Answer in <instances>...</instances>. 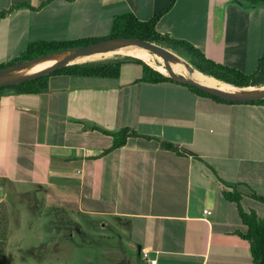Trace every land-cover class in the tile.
I'll return each mask as SVG.
<instances>
[{
    "label": "crops",
    "instance_id": "obj_1",
    "mask_svg": "<svg viewBox=\"0 0 264 264\" xmlns=\"http://www.w3.org/2000/svg\"><path fill=\"white\" fill-rule=\"evenodd\" d=\"M169 1L19 7L0 20V64L33 42L107 37L115 16L146 21ZM21 3L40 4L0 0V10ZM155 29L244 74L264 54L263 3L175 0ZM141 77L140 65L124 63L118 78L52 74L38 93L0 95V203L9 229L14 218H35L47 240L85 228L101 264H253L239 235L247 227L220 180L243 194V211L263 216L264 206L249 196L264 197V106L219 103ZM95 128H130L152 140L129 138L104 154L112 139Z\"/></svg>",
    "mask_w": 264,
    "mask_h": 264
},
{
    "label": "trees",
    "instance_id": "obj_2",
    "mask_svg": "<svg viewBox=\"0 0 264 264\" xmlns=\"http://www.w3.org/2000/svg\"><path fill=\"white\" fill-rule=\"evenodd\" d=\"M51 1L53 0H39L40 4L36 8L21 3L14 5L8 9H2L0 10V20L5 18L13 10L19 7L24 6L28 7L31 10H37L39 7H42L50 3ZM243 1L251 4H264V0ZM174 2L175 0H170L168 5L163 10L157 12L154 16H152L146 21H141L130 13L115 16L111 23L110 34L105 38H85L72 41H37L30 43L27 45L25 51L22 54L5 64H0V69H4L9 66L16 65L22 62H27L37 58L42 59L41 57H48V55L51 54H57L64 51L73 50L79 47L96 43L100 40L120 37L136 38L148 42L167 45L171 48L180 47L192 57V62L190 64L193 66H191L193 69H196V71L205 74L209 77H212L220 82H223L231 87H236L239 89L253 84L264 85V54L258 59L255 71L251 74H244L234 68H229L227 66L207 60L198 49L194 48L191 44L186 41L176 40L170 37L169 35L158 33L155 29L157 22L162 17V15L172 7ZM124 63H135L141 66L142 77L137 82H147L154 84L162 82H173L187 87L190 91H192L198 96L209 98L219 103L264 106V99L250 102L226 101L212 96L208 93H205L194 86L175 82L169 76L150 67L140 58H124L121 60L115 59L101 62H86L81 64L66 65L50 72L46 76L36 77L34 79L27 80L14 85L1 86L0 95L8 91H14L18 93H38L40 89L45 87L44 78L52 74L67 76L118 78L121 65H123ZM95 130L106 136L111 137L112 139L111 146L103 151L104 154L122 147L129 138L140 137L143 139L152 140V138L150 137L140 136L137 132L130 128H122L117 132H108L99 128H95ZM160 145L162 149L170 150L179 154L190 155L188 154V152L179 151L173 144L167 142H160ZM220 182L226 188L222 191L223 198L228 202L236 204L239 217L242 223L247 227L245 234L239 233V235L243 239L247 240L250 244L252 263L264 264V212L262 217H258L253 211H243L240 205V201L243 197V194L238 192L234 186L222 182L221 180ZM249 197L255 201L260 202L264 206V197L255 194H251Z\"/></svg>",
    "mask_w": 264,
    "mask_h": 264
},
{
    "label": "rangeland",
    "instance_id": "obj_3",
    "mask_svg": "<svg viewBox=\"0 0 264 264\" xmlns=\"http://www.w3.org/2000/svg\"><path fill=\"white\" fill-rule=\"evenodd\" d=\"M154 44L164 47L170 52L171 58H173L170 60V67L171 63L175 60L181 62L183 67L188 68L192 66L190 64L192 62V57L182 48H171L170 46L159 43ZM131 49L141 48L128 45L116 49H110L104 52L98 51L75 58L70 62V65L86 62L109 61L115 59L121 60L124 58H139L127 54V51ZM105 53L109 54L105 55ZM95 54H100V57L94 58ZM148 54L149 57L142 60L153 69L159 71L161 70L165 75H167L162 58L150 52H148ZM173 72L183 76L184 78L194 79L186 68H181L178 71L173 70ZM12 78L17 77H6V79ZM262 88H264V85L262 84H253L239 89L233 87L232 93L251 94ZM9 222L7 208L3 203H0V264H92L93 261L95 264L102 263L101 257L94 258L97 256L96 254L99 251V247L93 245L92 243H88L89 240L85 238V233L83 236L81 234L82 232L86 231L85 228H80L79 231L74 229V231L71 230L68 233L59 230L56 232L54 238L46 240L42 238V234L46 232L39 228L35 218H28L26 220L19 219V221L14 218L12 220L10 229ZM69 226H71L70 223ZM66 231H68V229H66ZM90 231V233L96 232L93 229ZM71 235L72 237H69ZM112 236L113 238L115 237V235Z\"/></svg>",
    "mask_w": 264,
    "mask_h": 264
},
{
    "label": "water",
    "instance_id": "obj_4",
    "mask_svg": "<svg viewBox=\"0 0 264 264\" xmlns=\"http://www.w3.org/2000/svg\"><path fill=\"white\" fill-rule=\"evenodd\" d=\"M128 45H132V46H137L141 49H144L160 58H162L163 60V65L165 66L167 75L172 78L175 82H180V83H184V84H188L190 86H194L198 89H200L201 91L208 93L212 96H215L217 98L226 100V101H239V102H250V101H256V100H260V99H264V88L262 89H258L256 92L251 93V94H234V93H230V92H224L221 91L217 88H212V87H208L205 85L200 84L199 82H197L195 79H190V78H184L183 76H180L178 74H175L172 70V68L170 67V60L173 59L171 58V54L170 52L165 49L164 47H161L159 45H156L152 42H148V41H144V40H140V39H136V38H108V39H104V40H100L96 43L93 44H89L83 47H79L73 50H68V51H64L61 53H57V54H51L48 56H54V55H59L58 60L52 64L50 67H48L46 70L39 72L37 74H33V75H28L25 77H21V78H15V79H11L9 81L6 82H0V87L1 86H7V85H14V84H18L27 80H31L34 79L36 77H42V76H46L48 75L50 72L61 68L63 66L66 65H70V62L72 60H74L75 58H78L80 56H84V55H88V54H92L98 51H107L110 49H116L122 46H128ZM47 57V56H44ZM41 57V58H44ZM39 59V58H37ZM36 60V59H33ZM30 60V61H33ZM27 61V62H30ZM27 62H22L16 65H12L9 66L7 68L4 69H0V73L10 69V68H19L24 66ZM236 88V87H234Z\"/></svg>",
    "mask_w": 264,
    "mask_h": 264
},
{
    "label": "bare ground",
    "instance_id": "obj_5",
    "mask_svg": "<svg viewBox=\"0 0 264 264\" xmlns=\"http://www.w3.org/2000/svg\"><path fill=\"white\" fill-rule=\"evenodd\" d=\"M107 54L109 53H105V55ZM127 54L139 57L141 59H147L149 57L148 52L144 49H131L127 51ZM58 58H59V55L48 56L42 59L39 58L38 60L37 59L33 60L32 62L30 61V63L27 62V64L19 68H10L0 73V82H6V81L11 80V79H6V77L16 76L17 78H21V77H25L28 75H33V74L42 72L46 70L48 67H50L52 64H54L58 60ZM171 67L174 71H178L181 68L188 69L187 67H183L181 62H179L178 60H175L174 62H172ZM160 72L164 74L163 71L160 70ZM189 72L191 73V76L202 85L212 87V88H217L227 93L233 92L232 91L233 88H231V86L223 82H220L212 77H209L195 70L194 71L189 70ZM12 79H15V78H12Z\"/></svg>",
    "mask_w": 264,
    "mask_h": 264
},
{
    "label": "built area",
    "instance_id": "obj_6",
    "mask_svg": "<svg viewBox=\"0 0 264 264\" xmlns=\"http://www.w3.org/2000/svg\"><path fill=\"white\" fill-rule=\"evenodd\" d=\"M207 214H209L210 212L209 211H205ZM143 255H144V258H146L147 257V254L146 253H143ZM150 264H156V260H150Z\"/></svg>",
    "mask_w": 264,
    "mask_h": 264
}]
</instances>
